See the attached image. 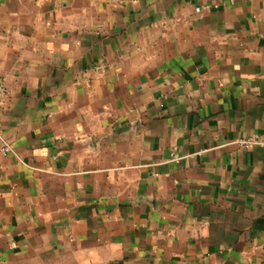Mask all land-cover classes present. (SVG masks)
<instances>
[{
  "label": "crops",
  "instance_id": "1",
  "mask_svg": "<svg viewBox=\"0 0 264 264\" xmlns=\"http://www.w3.org/2000/svg\"><path fill=\"white\" fill-rule=\"evenodd\" d=\"M0 82V264H264V0H0Z\"/></svg>",
  "mask_w": 264,
  "mask_h": 264
},
{
  "label": "built area",
  "instance_id": "2",
  "mask_svg": "<svg viewBox=\"0 0 264 264\" xmlns=\"http://www.w3.org/2000/svg\"><path fill=\"white\" fill-rule=\"evenodd\" d=\"M116 1H120V0H116ZM9 95H10V90L4 85V83L0 82V103L3 101L4 98L8 97ZM244 144L249 147L251 145V142L247 141L244 142ZM2 152L5 154L13 152L12 148L8 143H6V141L3 142Z\"/></svg>",
  "mask_w": 264,
  "mask_h": 264
}]
</instances>
